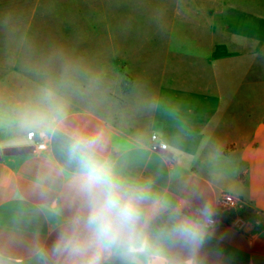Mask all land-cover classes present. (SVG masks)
I'll use <instances>...</instances> for the list:
<instances>
[{
	"label": "crops",
	"instance_id": "0c3cea01",
	"mask_svg": "<svg viewBox=\"0 0 264 264\" xmlns=\"http://www.w3.org/2000/svg\"><path fill=\"white\" fill-rule=\"evenodd\" d=\"M166 40L168 55L201 61L212 74L222 66L241 69L242 84L250 86L253 47L264 43L196 39L194 49L174 48L175 39ZM210 56L225 60L213 67L216 60ZM153 67L146 73L153 75ZM0 72V95L11 106L8 128L0 122V264H148L144 256L133 261L120 247H98L87 224L80 152L73 150L77 139L96 140L94 158L105 162L125 189L144 194L141 223L157 253L153 264H264V103L258 117L252 103L250 117L231 118L235 102L215 94L220 85L202 94L174 89L166 67L152 90L139 89L134 71L123 104L109 115L75 106L45 121L34 103L44 98V71L26 69L20 79L11 67ZM183 98L204 106L179 109ZM45 132L48 152L36 154L35 144ZM154 133L167 149H151ZM226 192L250 204L245 230L198 228L190 211L215 210ZM184 223L195 226L194 236L178 231Z\"/></svg>",
	"mask_w": 264,
	"mask_h": 264
},
{
	"label": "rangeland",
	"instance_id": "374dc122",
	"mask_svg": "<svg viewBox=\"0 0 264 264\" xmlns=\"http://www.w3.org/2000/svg\"><path fill=\"white\" fill-rule=\"evenodd\" d=\"M166 39H175L174 48L194 49L196 39L263 42L264 0H0V71L11 67L18 79L26 69L44 71V98L34 103L45 121L75 106L109 115L123 104L134 84V71L139 89L152 90L166 67L172 88L202 94L220 85L215 94L235 102L231 118L250 117L252 103L258 106L253 116H259L264 103V43L253 47L250 86L242 84L241 69L222 66L220 73L212 74L201 61L168 55ZM210 59L216 60L213 67L225 60ZM248 62L247 56V67ZM151 67L153 75L146 73ZM140 101L150 103L152 98ZM65 102L67 107L60 108ZM202 105L183 98L177 108L187 111ZM10 109L7 97L0 95V122L7 128Z\"/></svg>",
	"mask_w": 264,
	"mask_h": 264
},
{
	"label": "clouds",
	"instance_id": "9594fccd",
	"mask_svg": "<svg viewBox=\"0 0 264 264\" xmlns=\"http://www.w3.org/2000/svg\"><path fill=\"white\" fill-rule=\"evenodd\" d=\"M94 139H77L74 151L80 152L82 190L87 194L89 215L87 224L99 248L120 247L136 260L144 256L153 264L157 253L149 242L142 221L140 203L144 194L136 189H125L111 168L91 154ZM182 234L195 235V226H178Z\"/></svg>",
	"mask_w": 264,
	"mask_h": 264
},
{
	"label": "built area",
	"instance_id": "2783aa9c",
	"mask_svg": "<svg viewBox=\"0 0 264 264\" xmlns=\"http://www.w3.org/2000/svg\"><path fill=\"white\" fill-rule=\"evenodd\" d=\"M27 139L33 140L34 134L27 133ZM50 144V135L45 132L36 142L34 152L36 154H45L48 152ZM150 147L154 151L165 150L168 145L156 133L151 136ZM250 204L243 198L231 194L223 193L218 201L215 210H209L203 207H195L190 211V218L201 230H212L219 225L229 227L239 232H243L248 224L247 212Z\"/></svg>",
	"mask_w": 264,
	"mask_h": 264
}]
</instances>
